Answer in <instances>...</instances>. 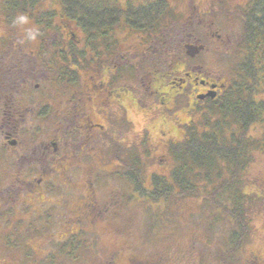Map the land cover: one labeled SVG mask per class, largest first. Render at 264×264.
Segmentation results:
<instances>
[{
  "label": "flooded vegetation",
  "instance_id": "1",
  "mask_svg": "<svg viewBox=\"0 0 264 264\" xmlns=\"http://www.w3.org/2000/svg\"><path fill=\"white\" fill-rule=\"evenodd\" d=\"M29 8L0 0V264H184L181 252H135L133 223L137 207L164 209L150 198L160 176L149 168L152 149L171 172L186 127L227 87L196 63L205 45L187 38L184 54L162 72L154 60L164 52L151 30L117 21L85 32L55 0ZM21 14L26 22H16ZM30 29L35 40L25 39ZM191 45L203 48L191 56ZM137 74L146 80L142 93ZM175 99L185 104L174 110ZM109 179L129 189L106 191ZM233 257L212 259L234 264ZM243 257L264 264V240Z\"/></svg>",
  "mask_w": 264,
  "mask_h": 264
},
{
  "label": "rangeland",
  "instance_id": "2",
  "mask_svg": "<svg viewBox=\"0 0 264 264\" xmlns=\"http://www.w3.org/2000/svg\"><path fill=\"white\" fill-rule=\"evenodd\" d=\"M248 2L249 0H169L171 11L159 31L153 36L154 42L158 44V50L161 49V52H164L161 58L154 60L155 68L162 72L165 71L172 58H176L178 53L179 55L184 54L183 44L186 43L187 38H190L191 42L199 40L205 45V49L195 60L203 68L202 71L219 77L227 84L238 80L237 65L243 58V52L239 47L242 22L236 12L244 9ZM40 6L45 8V4ZM28 22L30 25H26V28H32L35 24L31 18ZM216 33L220 34L221 40L214 39L215 35L212 34ZM143 66L145 64L140 65L139 71L144 69ZM153 74L158 75L155 72ZM145 81L140 74H137L135 83L141 93L144 88L142 82ZM255 97L264 101V91ZM184 102L182 99H175L171 107L174 110L179 109L185 104ZM201 108L205 113L195 119L196 123L190 122L189 126L200 127L204 119L215 123L221 118V114L216 112V103L204 104ZM177 116L179 119L185 118L186 120L189 117L184 112ZM140 122L141 118H137V126ZM189 128L186 127V135ZM259 130L260 125H255L249 133L256 139L259 137ZM152 151L148 155L149 168L152 166L153 173L164 177L170 171L165 170L164 166L167 165L165 161H160L163 152L154 149ZM168 162L172 170L175 160L171 153ZM241 178L243 190L249 195L247 215L251 225L248 238L243 240L242 244L237 245L234 239L229 241L233 230L232 222L223 213L217 212L207 199L195 196H168L158 201L164 204L163 210L152 207L148 213L142 207H137L133 223L135 252H168V254L181 252L186 257L184 264H217V261L212 258L224 253H234V264H243V256L258 248L264 240L263 150L252 151L251 161ZM106 181V191L113 188L129 189L118 179ZM154 202L158 203L155 200ZM137 203L141 205L143 200ZM126 240L134 241L132 237ZM109 242L106 240L107 246ZM226 244H228L227 247H225Z\"/></svg>",
  "mask_w": 264,
  "mask_h": 264
},
{
  "label": "trees",
  "instance_id": "3",
  "mask_svg": "<svg viewBox=\"0 0 264 264\" xmlns=\"http://www.w3.org/2000/svg\"><path fill=\"white\" fill-rule=\"evenodd\" d=\"M39 1L43 2L25 0L26 11ZM55 1L76 28L93 33L113 28L117 21L121 26L156 33L171 11L169 0ZM236 13L242 22L239 47L243 58L237 65L238 80L228 84L216 101L221 118L215 123L204 119L200 129L193 125L188 129L184 147L172 149L175 165L170 179L153 177L150 198L207 199L232 222L229 241L234 239L238 245L248 238L251 227L247 215L249 195L243 190L241 175L251 161L252 151H264V101L255 97L264 91L260 90L264 89V0H249ZM255 125H260L256 139L249 133ZM174 188L183 190L181 194L173 193Z\"/></svg>",
  "mask_w": 264,
  "mask_h": 264
},
{
  "label": "clouds",
  "instance_id": "4",
  "mask_svg": "<svg viewBox=\"0 0 264 264\" xmlns=\"http://www.w3.org/2000/svg\"><path fill=\"white\" fill-rule=\"evenodd\" d=\"M27 21V17L24 16L23 14L19 15L17 17V21L16 22H26ZM37 36V33L35 32V30H27V35L25 37V39L27 40H35Z\"/></svg>",
  "mask_w": 264,
  "mask_h": 264
},
{
  "label": "water",
  "instance_id": "5",
  "mask_svg": "<svg viewBox=\"0 0 264 264\" xmlns=\"http://www.w3.org/2000/svg\"><path fill=\"white\" fill-rule=\"evenodd\" d=\"M203 46L199 45V46H195V45H191V46H187V53L191 56H193L194 54H196L200 49H202Z\"/></svg>",
  "mask_w": 264,
  "mask_h": 264
}]
</instances>
